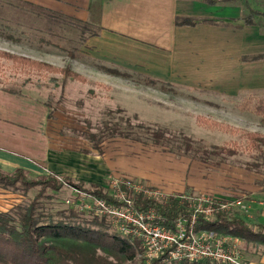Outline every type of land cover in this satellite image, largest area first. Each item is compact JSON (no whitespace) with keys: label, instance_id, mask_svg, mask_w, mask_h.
I'll return each instance as SVG.
<instances>
[{"label":"rangeland","instance_id":"obj_1","mask_svg":"<svg viewBox=\"0 0 264 264\" xmlns=\"http://www.w3.org/2000/svg\"><path fill=\"white\" fill-rule=\"evenodd\" d=\"M193 1L203 4V0ZM242 1L252 12L264 13L263 5L253 0ZM6 2L0 0V8L5 9ZM17 5L9 12L0 9V18L8 25L7 29L0 28V54L23 58L56 70L67 69L82 79L73 80L43 67L28 68L0 57V90L33 96L50 106L48 129L52 140L56 146L63 147L62 154L72 157L69 161L76 160L72 164L75 165V174L79 173L64 174L104 186L109 182V187L111 182L124 178L136 186L148 187L142 176L136 174L137 171L153 176L157 183L162 184L161 187L170 189L166 192V189L158 188L164 195H205L214 201L233 199L228 203L240 201L246 213L264 217V195L261 194L264 175L245 170L247 164H264V150L251 153L239 151L238 155L219 167L189 160L179 150L183 137L211 148L237 140L238 131L264 136V126L259 119L252 114L240 113L236 108L242 99V92L238 95L223 93L211 84L188 85L182 82L183 79L167 81L171 82L167 84L144 70H124L118 75L107 73L103 69L111 68L89 54L87 56L83 46H65L70 51L75 48L73 59L65 51L40 43L41 38H49L45 26L42 22L33 21L30 8ZM224 5L227 4H217ZM244 12H247L246 8H239L238 18ZM238 18L230 25L239 23ZM251 20L256 24L259 35L264 36V14H253ZM94 21L90 23L96 28L97 22ZM2 33L12 36L14 41L4 38ZM257 49L254 47L252 52L256 53ZM251 73L258 81L251 82L255 88L247 91L253 92L251 96L255 98L263 97L264 61L254 66ZM148 78H155L158 84L148 83ZM114 126L131 134L130 139L108 138L112 136L108 131ZM139 127L163 132L168 136L166 146L153 145ZM89 134L94 135L97 141L92 143L88 139ZM101 138L102 142L95 146L97 149H93L92 144H97ZM169 185L171 187H167ZM73 196L74 192L65 190L47 208L54 213L72 207ZM81 196L85 197L84 194ZM17 199L0 191V206ZM253 263L257 264L253 261L249 264Z\"/></svg>","mask_w":264,"mask_h":264},{"label":"trees","instance_id":"obj_2","mask_svg":"<svg viewBox=\"0 0 264 264\" xmlns=\"http://www.w3.org/2000/svg\"><path fill=\"white\" fill-rule=\"evenodd\" d=\"M5 9L16 8L23 4L32 11L33 21L42 22L49 34L48 39H40L59 50L65 51L70 58H75L74 49L66 50L65 46H83L88 39L97 37L101 31L98 26L92 27L90 23L78 21L68 16L45 10L38 6L20 0H6ZM15 2V3H13ZM219 2L231 4L240 9H247L239 18L240 22L231 26L242 29L246 26H255L251 15H263L251 11V8L242 0H203L209 6H216ZM1 11V10H0ZM7 12V13H8ZM0 18V28L7 29L6 21ZM37 23V22H35ZM223 21L213 19L177 18L176 27H196L202 24L217 25ZM41 24V23H38ZM3 37L9 41L12 36ZM14 41V40H13ZM78 48V47H77ZM0 57L13 60L28 68H47L55 73H61L67 78L78 79L77 74L69 70H56L49 66L34 63L29 60L0 54ZM264 61V54L254 56L247 62ZM110 74L120 73L116 69H103ZM81 80L82 79H78ZM150 84H158L157 80L146 79ZM20 95L14 92H8ZM253 92L244 91L242 99L236 104L240 113H248L259 119L264 126V96L255 98ZM47 104V103H46ZM47 106H49L47 104ZM50 107V106H49ZM50 113V112H49ZM50 116V114L48 115ZM148 135V140L156 146H166L168 136L161 131H151L150 128L139 127ZM112 136L130 139L129 133L122 132L114 126L108 131ZM237 140L222 146L206 148L198 145L189 138L181 139L179 150L189 160H195L204 165L219 167L229 158L238 155L239 151L248 153L264 150V136L238 131ZM146 135V136H147ZM106 138V139H108ZM88 139L93 143L97 141L94 135L89 134ZM136 139V138H132ZM139 139V138H138ZM102 142L92 144L93 149ZM247 171L264 175V164H247ZM261 194L264 195V183L261 184ZM154 189V187L148 186ZM76 191L71 198L72 207L56 210L52 213L47 207L59 198L63 191ZM123 199H117L115 192L107 185L85 182L69 176H57L55 173L42 177H32L22 170L5 173L0 169V191L12 194L18 199L0 206V264H144V254L138 238L123 235L115 230L107 216H97L93 212H84L75 209L80 200L90 201L98 199L111 207H126L128 204L141 213H153L157 220L156 225L172 229L178 218H190L193 209L190 206L189 196L184 194L164 195L163 197L149 198L143 192H135L124 185L120 186ZM84 194V198L81 196ZM194 197V196H190ZM231 200L214 201L213 212L210 217L197 216L195 231L213 232L217 235H227L238 238L241 242L242 255L245 264L260 259L264 253V220L258 215H249L239 208L221 209V205ZM47 208V210L45 209ZM150 264H164L160 260H153ZM167 264H214L209 261L202 262H171Z\"/></svg>","mask_w":264,"mask_h":264},{"label":"crops","instance_id":"obj_3","mask_svg":"<svg viewBox=\"0 0 264 264\" xmlns=\"http://www.w3.org/2000/svg\"><path fill=\"white\" fill-rule=\"evenodd\" d=\"M23 1L81 22L95 20L101 31L97 37L87 40L84 51L87 56L104 62L105 67L119 71L144 70L167 84L179 79L188 85L204 82L223 93L237 95L255 88L251 82L258 81L251 72L263 61L247 60L264 54V36L259 35L255 26L242 29L227 26L240 15L237 6H209L193 0ZM253 1L264 6V0ZM177 18L213 19L226 25L176 27ZM254 47L258 48L256 53L252 52ZM50 110L39 98L0 90V169L3 172L22 170L32 177L50 173L68 176L65 172L79 174H75L72 164L76 160L69 161L72 157L62 154L63 147L56 146L52 140L48 129ZM136 174L151 187L162 185L153 176L137 171ZM253 262L264 264V253Z\"/></svg>","mask_w":264,"mask_h":264},{"label":"built area","instance_id":"obj_4","mask_svg":"<svg viewBox=\"0 0 264 264\" xmlns=\"http://www.w3.org/2000/svg\"><path fill=\"white\" fill-rule=\"evenodd\" d=\"M121 185L133 189L135 192H143L149 198L164 196L158 188H142L124 178L111 182V188L117 199L124 197L120 190ZM74 193L77 194L76 191ZM186 199L190 201L193 214L188 219L178 218L172 229L156 225L155 214L136 212L130 204L126 207L114 208L101 200L90 198L89 202L80 200L75 205V209L93 212L97 216H107L117 232L138 238L144 254V264H150L153 260H160L164 264L182 261L245 264L241 242L238 238L217 235L213 232L195 231L197 216L210 217L215 205L214 200L205 195ZM220 208L223 210L239 208L245 211L240 201L234 204L224 203Z\"/></svg>","mask_w":264,"mask_h":264}]
</instances>
